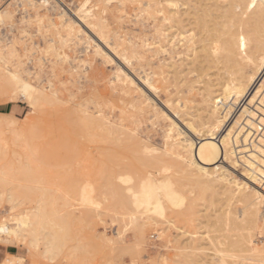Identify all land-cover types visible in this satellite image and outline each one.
Returning <instances> with one entry per match:
<instances>
[{
    "label": "rangeland",
    "instance_id": "374dc122",
    "mask_svg": "<svg viewBox=\"0 0 264 264\" xmlns=\"http://www.w3.org/2000/svg\"><path fill=\"white\" fill-rule=\"evenodd\" d=\"M62 1L101 41L71 13L61 15L56 2L48 9L39 0H0V102L19 105L15 116L0 113V169L10 178L0 183V220L13 204L22 214L44 215L32 233H20L23 239L10 233L0 243L17 247L20 264H218L221 254L229 264H264L263 204L257 224L237 221L242 204L191 176L166 140L170 120L183 127L178 119L203 102L197 71L173 78L165 66L184 67L203 33L190 24L180 40L179 29L163 20V0ZM176 1L200 12L195 0ZM7 69H17L45 98L33 106L18 98ZM254 129L264 136V126ZM253 138L234 146L241 152L235 166L224 164L251 186L238 159L252 151ZM148 176L178 196L172 201L159 190L161 215L127 191H139ZM211 238L221 240L212 245ZM247 238L259 249L255 255Z\"/></svg>",
    "mask_w": 264,
    "mask_h": 264
},
{
    "label": "bare ground",
    "instance_id": "6f19581e",
    "mask_svg": "<svg viewBox=\"0 0 264 264\" xmlns=\"http://www.w3.org/2000/svg\"><path fill=\"white\" fill-rule=\"evenodd\" d=\"M163 1L169 8L163 20L167 22L168 27L175 26L179 29L180 40L184 28L190 24L199 33H203L199 35L196 47L191 49V57L184 62V67L181 66V68L175 62L165 66L166 72L173 78H178L186 68L197 71L196 81L202 84L200 89L203 102V106L198 108L197 112L178 119L184 128L180 127L175 120H170L166 140L170 139L169 144L175 149L174 155L178 164L191 176H195L200 181L208 180V183L211 181L213 193L223 194L242 204L241 216L235 215L234 219L239 222L257 224L260 204L264 206V139H262L264 136L255 134L254 129L256 125L264 126V0H195L199 5L198 13L182 9L176 0ZM55 2L62 9L61 15L71 13L80 27L84 26L94 34L92 31L94 27L87 23L86 17L69 9L62 0H39V3L48 9H51L52 5L56 7ZM63 19L66 20V18ZM72 27L71 24H66L68 30ZM96 35L94 34L101 41L99 34ZM4 76L18 89L16 96L23 98L28 105L33 106L45 98L44 93L39 92L21 78L17 69L5 70ZM129 83H132L131 78ZM144 84L148 90H155L149 78L144 79ZM229 103L234 105L233 108ZM170 112L174 116L178 115V112L173 113L171 110ZM241 117H243L242 123L239 121ZM171 135L175 137L172 138ZM253 135L256 143L253 144V141L249 143L252 144V151L246 156H241V152L234 146L237 147L238 143H241L240 146L245 144ZM238 152L241 156L238 161L242 160L247 167L245 168L246 178L254 186L249 185L247 181L238 182L227 172L228 166L231 168L237 163L239 155L236 158V153ZM224 164L228 166L225 167ZM7 177L0 169L2 185L10 182V178L7 179ZM108 180L109 178L105 177L104 182L107 183ZM159 190L168 199L178 200L175 192L169 189V184L162 182L159 178L146 177L141 181L137 192L127 188L134 197L137 194L141 196L140 203L147 205L149 211L161 215L163 205ZM7 191L8 199L14 202L16 200L14 191L11 189ZM15 205L10 207L12 211L10 209L6 211V221L2 218L0 233L8 235L19 232L17 236L23 239L21 232L22 234L23 232L29 234L28 231L32 233L37 228L36 225L43 222L40 218L44 215H39L43 209L40 207L42 210L37 209L36 213L30 214L29 211H25V214H22L15 210ZM260 212L264 218V209ZM41 224L38 225V229L41 228ZM137 237L142 238L141 233ZM247 239L249 243L247 250L251 252V255H255L259 249L251 238ZM220 240L211 238V244L214 245ZM227 256L221 254L218 264H229ZM11 257L13 259L8 260V264H20L19 258Z\"/></svg>",
    "mask_w": 264,
    "mask_h": 264
},
{
    "label": "crops",
    "instance_id": "0c3cea01",
    "mask_svg": "<svg viewBox=\"0 0 264 264\" xmlns=\"http://www.w3.org/2000/svg\"><path fill=\"white\" fill-rule=\"evenodd\" d=\"M0 102V113L5 115L15 116V112L19 110V105H13L11 103ZM1 222V220H0ZM6 233H0V235H5ZM17 253V247L14 244H3L0 243V263L5 260L8 256H15Z\"/></svg>",
    "mask_w": 264,
    "mask_h": 264
}]
</instances>
